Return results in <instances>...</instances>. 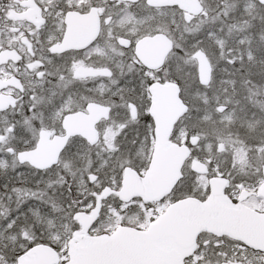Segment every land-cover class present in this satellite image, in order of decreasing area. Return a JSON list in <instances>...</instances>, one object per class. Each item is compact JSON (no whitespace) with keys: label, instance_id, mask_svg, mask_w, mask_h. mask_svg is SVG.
I'll return each instance as SVG.
<instances>
[{"label":"snow or ice","instance_id":"obj_1","mask_svg":"<svg viewBox=\"0 0 264 264\" xmlns=\"http://www.w3.org/2000/svg\"><path fill=\"white\" fill-rule=\"evenodd\" d=\"M0 264H264V0H0Z\"/></svg>","mask_w":264,"mask_h":264}]
</instances>
